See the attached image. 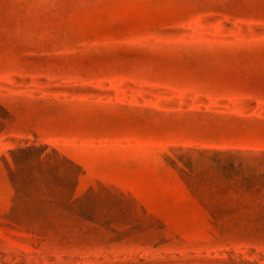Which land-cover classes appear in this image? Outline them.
<instances>
[{"label":"rangeland","instance_id":"rangeland-1","mask_svg":"<svg viewBox=\"0 0 264 264\" xmlns=\"http://www.w3.org/2000/svg\"><path fill=\"white\" fill-rule=\"evenodd\" d=\"M0 264H264V0H0Z\"/></svg>","mask_w":264,"mask_h":264},{"label":"trees","instance_id":"trees-1","mask_svg":"<svg viewBox=\"0 0 264 264\" xmlns=\"http://www.w3.org/2000/svg\"><path fill=\"white\" fill-rule=\"evenodd\" d=\"M36 146H28V147H22L19 150L20 151H32V149H35ZM229 150H220V149H216L217 153H223V152H227ZM239 152H241L242 150H237ZM67 161H69L70 163H72L73 165H75L76 167H80V165H78L77 163H75L74 161H72L71 159L65 158Z\"/></svg>","mask_w":264,"mask_h":264}]
</instances>
